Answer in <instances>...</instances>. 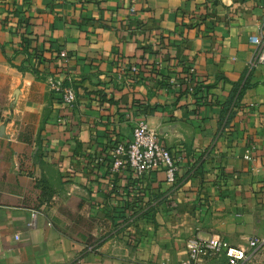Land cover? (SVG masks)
<instances>
[{"label": "crops", "instance_id": "crops-1", "mask_svg": "<svg viewBox=\"0 0 264 264\" xmlns=\"http://www.w3.org/2000/svg\"><path fill=\"white\" fill-rule=\"evenodd\" d=\"M15 8L74 104L22 70ZM263 17L264 0H0V264H180L191 237H264ZM139 121L175 184L113 171Z\"/></svg>", "mask_w": 264, "mask_h": 264}, {"label": "built area", "instance_id": "built-area-1", "mask_svg": "<svg viewBox=\"0 0 264 264\" xmlns=\"http://www.w3.org/2000/svg\"><path fill=\"white\" fill-rule=\"evenodd\" d=\"M256 46L251 67L264 65V17L260 22L257 35L251 38ZM63 59L65 54H62ZM40 75L48 82L51 90L61 93L66 104L76 102V91L71 84L57 75H48L45 69L40 68ZM112 169L118 172L129 169L138 176L163 170L166 180L175 184L179 173V164L174 154L159 140L156 129L145 121L137 122L132 130V140L127 143H118L112 152ZM249 159V157H247ZM38 212L32 213L30 227H34ZM261 248H264V237L251 238L247 247L232 245L220 235L208 238L191 237L186 242V255L180 264H247ZM135 264H153L137 262ZM159 264H167L165 262Z\"/></svg>", "mask_w": 264, "mask_h": 264}, {"label": "trees", "instance_id": "trees-1", "mask_svg": "<svg viewBox=\"0 0 264 264\" xmlns=\"http://www.w3.org/2000/svg\"><path fill=\"white\" fill-rule=\"evenodd\" d=\"M11 17H15L18 19L16 25H15V31L19 35V52L24 53L27 56V59L25 61V65L22 67L23 71H31L35 73L36 75L40 76V66L43 65L45 60L42 58L40 54L35 52L32 48H30V36L26 32V29L28 27V20L22 21L20 19V11L18 9H12L9 13ZM4 27L9 26V17H6L4 19ZM42 79H45L44 77L40 76Z\"/></svg>", "mask_w": 264, "mask_h": 264}]
</instances>
